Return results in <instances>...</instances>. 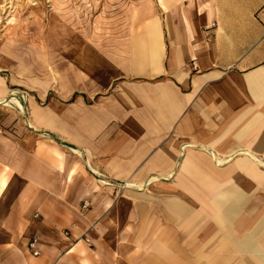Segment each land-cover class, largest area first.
Here are the masks:
<instances>
[{"label": "crops", "instance_id": "1", "mask_svg": "<svg viewBox=\"0 0 264 264\" xmlns=\"http://www.w3.org/2000/svg\"><path fill=\"white\" fill-rule=\"evenodd\" d=\"M174 2L161 15L165 43L149 61L100 64V72L86 65L85 92L64 94L50 110L32 102L38 116L63 125L62 134L30 126L31 103L3 86V264H259L222 237L218 221L228 187L254 205L233 224L254 223L264 211V182L231 170L241 152L264 161V0ZM213 155L225 160L216 171L230 175L211 186L180 167L213 164ZM152 176L150 189L119 187ZM32 234L38 256L27 248Z\"/></svg>", "mask_w": 264, "mask_h": 264}, {"label": "rangeland", "instance_id": "2", "mask_svg": "<svg viewBox=\"0 0 264 264\" xmlns=\"http://www.w3.org/2000/svg\"><path fill=\"white\" fill-rule=\"evenodd\" d=\"M174 1L178 0H0V82L5 94L50 110L64 94L85 92L86 65L100 72V64H143L134 58L141 52L149 61L165 43L161 15ZM9 18L15 20L9 23ZM28 116L23 118L26 124ZM126 182L119 187L136 189ZM154 186L147 183L141 189ZM139 201L156 203L147 196ZM68 232L62 230L66 237ZM181 252L175 245L174 253Z\"/></svg>", "mask_w": 264, "mask_h": 264}, {"label": "bare ground", "instance_id": "3", "mask_svg": "<svg viewBox=\"0 0 264 264\" xmlns=\"http://www.w3.org/2000/svg\"><path fill=\"white\" fill-rule=\"evenodd\" d=\"M12 8V5L10 9ZM15 20V18H9L8 22L12 23V21ZM140 42L135 41L134 44L138 45ZM133 47V45H132ZM145 48V47H144ZM147 48H145L146 50ZM134 58H137L140 62H145L147 55L146 53H139L134 54ZM5 90L2 82H0V93L1 91ZM41 96L44 95V92L40 93ZM31 103V116L32 119L29 121V125L32 127H39L38 124L41 126L50 129L51 131L57 132V133H63L64 127L61 123L54 120L52 115L50 114H43L41 116H38L36 112L34 111V105ZM243 157L237 158L234 160V166L231 170H241L246 173H250L254 179H256L257 182H264V176L262 175V169L264 168V161L257 157L254 153L251 152H241ZM214 156L213 164L211 163H199V160L192 161L190 160L188 163H182L180 166L181 168L188 169L189 174L197 181L199 180L200 175H205L209 180L207 181L209 186L213 183V178L218 179L219 177H223L226 173H219L216 170L218 168H221L225 160L217 158ZM228 175L225 176H229ZM156 179L154 176L148 177L145 182L143 183H136L128 181L126 184L133 186L134 188H140L144 186L145 184L151 182L152 180ZM5 180L2 179L0 181V186L2 188L5 187ZM204 183H202L203 185ZM229 196V198H225L221 201V205L223 206L222 211L219 213L221 217L219 218V224L224 227L225 232L222 233L223 238L230 237V239H235L238 242V248L242 251L250 252L253 254L254 257L257 258V261L259 264H264V211L259 210L258 212H262L261 216L253 223L250 221H246L243 217L242 219L238 220L236 225L233 224L235 221V218L237 216H240L245 211H249L250 208H253V203L250 201V199L246 196V193L244 190H240L238 188H231L228 187V190L226 191ZM175 193H177L175 191ZM173 204L181 208V204L174 201ZM258 216V213L257 215ZM217 220L218 218H214ZM221 221V223H220ZM233 224V228H232ZM214 225H210L209 227H213ZM232 228L231 231H229ZM222 228H217V233L220 232ZM235 232V233H234ZM226 235V237H225ZM237 236V237H236ZM217 245L215 246V250Z\"/></svg>", "mask_w": 264, "mask_h": 264}, {"label": "built area", "instance_id": "4", "mask_svg": "<svg viewBox=\"0 0 264 264\" xmlns=\"http://www.w3.org/2000/svg\"><path fill=\"white\" fill-rule=\"evenodd\" d=\"M262 13H263V25H264V4L262 6ZM87 206L88 205L86 202L82 203L83 208H86ZM35 216H37V215L35 214ZM64 234L66 235L67 232H65ZM83 240H84V242L89 244V239L86 236L83 237ZM27 248H28V250L32 256H38L40 254L38 235L32 234L31 236L28 237Z\"/></svg>", "mask_w": 264, "mask_h": 264}]
</instances>
